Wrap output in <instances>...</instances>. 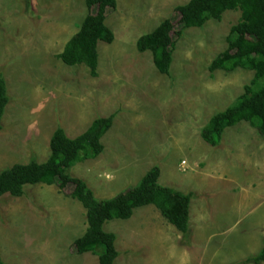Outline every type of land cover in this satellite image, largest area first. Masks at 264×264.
<instances>
[{
    "label": "rangeland",
    "instance_id": "374dc122",
    "mask_svg": "<svg viewBox=\"0 0 264 264\" xmlns=\"http://www.w3.org/2000/svg\"><path fill=\"white\" fill-rule=\"evenodd\" d=\"M115 1L104 21L113 40L97 42L91 76L85 65L57 58L87 12L83 0H0V73L9 97L0 171L45 161L57 126L75 137L93 119L112 115L103 150L75 162L69 175L84 180L95 198H109L156 165L159 184L192 193L185 234L150 204L106 221L103 229L116 235L113 264H254L242 261L264 246V135L240 121L216 145L200 136L209 117L233 103L253 77L239 67L208 70L240 12L184 28L174 37L169 73L161 74L149 51H137L136 39L161 20L176 19L175 6L188 0ZM71 188L35 183L21 196L0 198L4 264H98L96 254L75 250L87 224Z\"/></svg>",
    "mask_w": 264,
    "mask_h": 264
},
{
    "label": "trees",
    "instance_id": "16d2710c",
    "mask_svg": "<svg viewBox=\"0 0 264 264\" xmlns=\"http://www.w3.org/2000/svg\"><path fill=\"white\" fill-rule=\"evenodd\" d=\"M87 12L78 29L67 39L57 54L66 65H85L96 76L97 42L110 43L113 33L105 18L116 6L115 0H83ZM238 10L239 18L230 27L227 46L209 63L208 70L225 72L242 68L253 71V77L233 103L212 114L201 128V138L219 143L223 130L240 121L247 122L259 135H264V0H188L176 5V19L161 20L150 32L141 34L135 42L139 52L149 51L152 62L161 74H168L175 38L187 27H202L207 20H219L223 12ZM175 37V38H174ZM9 100L3 75L0 73V130L5 106ZM112 115L97 117L75 137H68L57 126L49 139V155L43 162L29 160L14 163L0 171V198L8 194L21 196L28 184H57L60 190L71 185L69 195L85 209L86 229L74 240L77 253L96 254L98 264H113L117 257L116 235L103 229L111 219H127L133 209L153 205L160 215L178 231H188L189 203L192 193L181 192L157 182L159 168L150 167L137 184L109 198H95L86 182L71 176L67 170L78 160L94 158L102 150V135L110 128ZM243 263L264 262V246ZM0 264H4L0 258Z\"/></svg>",
    "mask_w": 264,
    "mask_h": 264
},
{
    "label": "built area",
    "instance_id": "2783aa9c",
    "mask_svg": "<svg viewBox=\"0 0 264 264\" xmlns=\"http://www.w3.org/2000/svg\"><path fill=\"white\" fill-rule=\"evenodd\" d=\"M180 168H181V170H185L186 169L185 161H181Z\"/></svg>",
    "mask_w": 264,
    "mask_h": 264
},
{
    "label": "crops",
    "instance_id": "0c3cea01",
    "mask_svg": "<svg viewBox=\"0 0 264 264\" xmlns=\"http://www.w3.org/2000/svg\"><path fill=\"white\" fill-rule=\"evenodd\" d=\"M169 187V186H168ZM172 188V187H171Z\"/></svg>",
    "mask_w": 264,
    "mask_h": 264
}]
</instances>
